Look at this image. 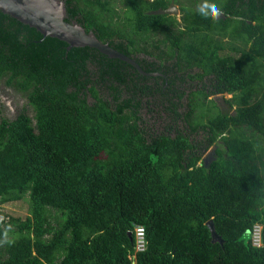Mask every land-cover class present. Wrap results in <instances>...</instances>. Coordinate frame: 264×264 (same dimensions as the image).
I'll use <instances>...</instances> for the list:
<instances>
[{
    "label": "trees",
    "instance_id": "obj_1",
    "mask_svg": "<svg viewBox=\"0 0 264 264\" xmlns=\"http://www.w3.org/2000/svg\"><path fill=\"white\" fill-rule=\"evenodd\" d=\"M115 1L64 0L66 21L160 75L0 11V82L27 105H0V204L29 210L0 219V264H264V0ZM172 1L180 20L149 13Z\"/></svg>",
    "mask_w": 264,
    "mask_h": 264
},
{
    "label": "water",
    "instance_id": "obj_2",
    "mask_svg": "<svg viewBox=\"0 0 264 264\" xmlns=\"http://www.w3.org/2000/svg\"><path fill=\"white\" fill-rule=\"evenodd\" d=\"M0 11L35 28L43 37H53L67 43V49L88 46L110 58H117L128 63L140 74L160 75L158 72L144 71L134 58L111 47L108 42L99 40L93 31H86L78 22L66 21L64 0H0ZM149 13L175 15L178 9L172 1L167 8H160ZM213 149L214 147H210L209 151ZM206 225L210 231L211 241L222 244V239L215 232L211 219L206 222Z\"/></svg>",
    "mask_w": 264,
    "mask_h": 264
},
{
    "label": "rangeland",
    "instance_id": "obj_3",
    "mask_svg": "<svg viewBox=\"0 0 264 264\" xmlns=\"http://www.w3.org/2000/svg\"><path fill=\"white\" fill-rule=\"evenodd\" d=\"M176 8H178L177 5H175ZM115 10H119V14L123 16L122 11L125 10V6L121 2V0H116L114 3ZM220 13V12H219ZM177 20H179V15H174ZM233 55H236L232 52H230ZM213 96H210V98ZM231 94L225 93L223 95H220L216 97L217 102L219 105L224 106V100L227 98H230ZM0 105L3 109V113L8 118H14L19 110L26 105V98L20 94L19 92H16L15 90L6 87L2 82H0ZM29 115H32V112L29 111ZM148 117V115H146ZM154 121L151 120L152 126ZM157 126V125H156ZM181 128V126L179 127ZM210 151H206L204 153V156H206ZM29 214L28 210V201L27 196H24L21 200L17 201H9L5 202L3 204H0V219L8 220L9 217H19L21 219H24Z\"/></svg>",
    "mask_w": 264,
    "mask_h": 264
},
{
    "label": "built area",
    "instance_id": "obj_4",
    "mask_svg": "<svg viewBox=\"0 0 264 264\" xmlns=\"http://www.w3.org/2000/svg\"><path fill=\"white\" fill-rule=\"evenodd\" d=\"M134 253L142 252L146 246V238H145V231L142 226L134 227ZM260 232H261V225L255 224L253 225L250 234L252 238V243L254 245H260ZM134 257V256H133Z\"/></svg>",
    "mask_w": 264,
    "mask_h": 264
},
{
    "label": "clouds",
    "instance_id": "obj_5",
    "mask_svg": "<svg viewBox=\"0 0 264 264\" xmlns=\"http://www.w3.org/2000/svg\"><path fill=\"white\" fill-rule=\"evenodd\" d=\"M200 14L202 16L214 18L218 15V9L215 6H211L208 3H204L200 9Z\"/></svg>",
    "mask_w": 264,
    "mask_h": 264
},
{
    "label": "flooded vegetation",
    "instance_id": "obj_6",
    "mask_svg": "<svg viewBox=\"0 0 264 264\" xmlns=\"http://www.w3.org/2000/svg\"><path fill=\"white\" fill-rule=\"evenodd\" d=\"M178 9V15H179V8H177ZM221 14V12L219 13V11H218V15H220ZM176 15V14H175ZM180 16V15H179ZM178 16V17H179ZM179 20H180V18H179ZM196 82V81H195ZM162 127V126H161ZM160 127V128H161ZM187 134L192 138V137H195L196 136V134L195 133H192V132H190V129H188L187 130ZM194 135V136H193ZM197 137V136H196ZM198 137H200L201 138V136L199 135ZM211 147H214V149H213V151H211L210 153H208L206 156H204V154H203V156H202V160L205 162V163H208V162H210V160L213 158V155H214V150L216 149V145H213V146H211ZM208 151V150H207Z\"/></svg>",
    "mask_w": 264,
    "mask_h": 264
}]
</instances>
